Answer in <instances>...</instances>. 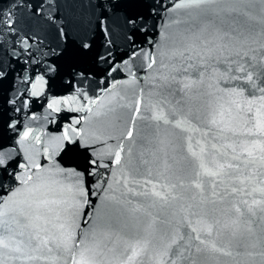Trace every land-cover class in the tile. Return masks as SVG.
<instances>
[{
    "label": "water",
    "instance_id": "obj_1",
    "mask_svg": "<svg viewBox=\"0 0 264 264\" xmlns=\"http://www.w3.org/2000/svg\"><path fill=\"white\" fill-rule=\"evenodd\" d=\"M97 3L7 9L0 264H264V0Z\"/></svg>",
    "mask_w": 264,
    "mask_h": 264
},
{
    "label": "snow or ice",
    "instance_id": "obj_2",
    "mask_svg": "<svg viewBox=\"0 0 264 264\" xmlns=\"http://www.w3.org/2000/svg\"><path fill=\"white\" fill-rule=\"evenodd\" d=\"M203 0H192L193 6H198ZM44 0H38L36 3H31L30 0H0V53H2L5 57H9L10 53L7 48V40L11 38L13 40L14 45L16 43H24V40L20 36V28L18 27L19 17L14 12H9L7 9L10 7V4H16L17 8L19 7H31L33 9L34 14L37 13L43 7ZM120 0H98V3L95 5L96 7L100 8L104 12V19H106V10L108 8H112L114 11L119 8ZM138 17L129 16L126 19V23L128 25H135L137 23ZM101 27L103 29V20L101 21ZM89 47L88 44H82V49H87ZM31 55V53H28ZM2 62V61H0ZM4 72L2 68H0V79L4 77ZM80 76H86V73L83 71L77 73ZM215 123V120L212 121ZM27 135V134H26ZM248 155L251 156L252 153L248 152ZM238 159V157H234ZM3 162L0 161V164ZM117 163H119V158H117ZM245 162L241 161V166H244ZM17 165H11L10 167L14 168ZM201 169L205 168V165L201 163L199 165ZM228 167H232V165H228ZM207 175L209 176H216L218 173L207 171ZM9 182L15 183L16 177L10 173L9 167H0V190L4 189L5 185ZM199 187V185H197ZM239 212V208L236 209ZM0 215H3L0 212ZM199 239V237H196ZM2 243V241H0ZM81 260L78 264H90L86 256V252L82 251L80 253ZM133 255H135V249H133Z\"/></svg>",
    "mask_w": 264,
    "mask_h": 264
}]
</instances>
